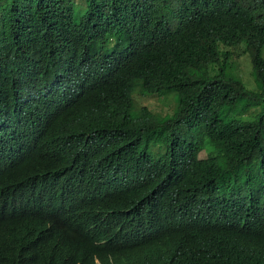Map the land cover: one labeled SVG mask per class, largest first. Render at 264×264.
<instances>
[{
    "label": "trees",
    "instance_id": "1",
    "mask_svg": "<svg viewBox=\"0 0 264 264\" xmlns=\"http://www.w3.org/2000/svg\"><path fill=\"white\" fill-rule=\"evenodd\" d=\"M0 264H264V0H0Z\"/></svg>",
    "mask_w": 264,
    "mask_h": 264
},
{
    "label": "rangeland",
    "instance_id": "2",
    "mask_svg": "<svg viewBox=\"0 0 264 264\" xmlns=\"http://www.w3.org/2000/svg\"><path fill=\"white\" fill-rule=\"evenodd\" d=\"M77 2H82L83 0H76ZM229 60L236 61V67L235 69H231V71L235 72L236 74L242 76L244 82L247 84L249 88L254 89L255 88V80L254 76L252 74V65L249 60V57L246 53H236L229 57ZM173 97L174 100H170L164 96H141L140 102L143 105L148 106L154 114H156V118L158 121H162L167 116H170L174 113L168 112L170 110L175 109L174 105L176 104V109L178 108V101L176 98L175 93L169 92L167 93ZM175 101V102H174ZM261 108V106H259ZM252 109H255L254 107ZM134 113L137 114V110L134 108ZM176 112V110H175ZM151 151L156 156L162 154L164 152V147L162 143H153L151 145ZM208 155V151L204 150L200 153L201 158H205Z\"/></svg>",
    "mask_w": 264,
    "mask_h": 264
}]
</instances>
